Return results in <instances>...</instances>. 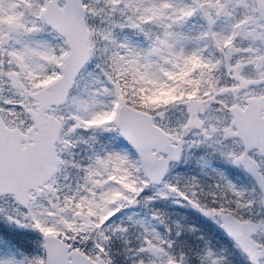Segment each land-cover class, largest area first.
Here are the masks:
<instances>
[{
    "label": "snow or ice",
    "instance_id": "6c2138e0",
    "mask_svg": "<svg viewBox=\"0 0 264 264\" xmlns=\"http://www.w3.org/2000/svg\"><path fill=\"white\" fill-rule=\"evenodd\" d=\"M0 264H264V0H0Z\"/></svg>",
    "mask_w": 264,
    "mask_h": 264
}]
</instances>
